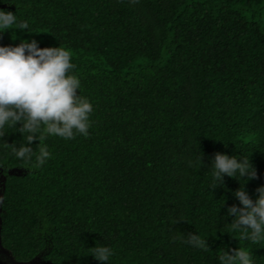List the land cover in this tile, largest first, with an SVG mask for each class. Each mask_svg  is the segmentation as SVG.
<instances>
[{
    "label": "trees",
    "instance_id": "16d2710c",
    "mask_svg": "<svg viewBox=\"0 0 264 264\" xmlns=\"http://www.w3.org/2000/svg\"><path fill=\"white\" fill-rule=\"evenodd\" d=\"M0 10L29 31L5 30L0 46L65 48L93 105L87 137L42 139L43 166L12 156L27 138L19 123L0 137V246L12 260L106 264L87 255L98 242L110 264H220L238 248L264 264V241L232 232L226 213L245 181L213 189L209 172L215 153L241 156L256 171L253 200L264 185V0H0ZM192 234L209 249L190 246Z\"/></svg>",
    "mask_w": 264,
    "mask_h": 264
},
{
    "label": "clouds",
    "instance_id": "9594fccd",
    "mask_svg": "<svg viewBox=\"0 0 264 264\" xmlns=\"http://www.w3.org/2000/svg\"><path fill=\"white\" fill-rule=\"evenodd\" d=\"M15 28L29 32L27 22L20 21L11 11L0 10V33ZM74 68L70 52L60 46L40 48L36 40L0 46V137L6 128H17V123L21 125L17 129L27 134L19 147L9 145L17 161L30 164L34 160L35 167L43 166L51 153L42 139L72 140L77 135H89L93 105L80 94L81 80ZM34 139L39 141L35 149L31 147ZM209 172L216 184L213 189L223 185L225 176L245 181L239 182L240 187L232 192L239 206L233 204L226 209L227 216L233 218L231 231L239 232L242 239L252 243L264 241V185L256 188L254 200L246 191L247 181L256 178L249 158L217 152L210 161ZM187 243L204 251L209 249L206 239L195 234L190 235ZM87 249V255L106 264L114 255L111 247L98 242ZM219 262L254 264L252 253L241 248L231 250V254L224 251Z\"/></svg>",
    "mask_w": 264,
    "mask_h": 264
},
{
    "label": "rangeland",
    "instance_id": "374dc122",
    "mask_svg": "<svg viewBox=\"0 0 264 264\" xmlns=\"http://www.w3.org/2000/svg\"><path fill=\"white\" fill-rule=\"evenodd\" d=\"M12 173H20L19 171H14ZM43 254L38 255L37 257H35L31 262L29 263H19L16 262L14 260H12V258L9 256V254L0 248V259H2L3 264H47L45 260H43L42 258Z\"/></svg>",
    "mask_w": 264,
    "mask_h": 264
},
{
    "label": "flooded vegetation",
    "instance_id": "af4514ba",
    "mask_svg": "<svg viewBox=\"0 0 264 264\" xmlns=\"http://www.w3.org/2000/svg\"><path fill=\"white\" fill-rule=\"evenodd\" d=\"M0 170H2L1 168H0ZM2 172H3V170H2ZM3 181H5V175H4V173L3 174H0V198H1V194H2V189H3ZM0 214H1V209H0ZM0 248L2 249V247L0 246Z\"/></svg>",
    "mask_w": 264,
    "mask_h": 264
},
{
    "label": "snow or ice",
    "instance_id": "6c2138e0",
    "mask_svg": "<svg viewBox=\"0 0 264 264\" xmlns=\"http://www.w3.org/2000/svg\"><path fill=\"white\" fill-rule=\"evenodd\" d=\"M0 264H3V261H2V259H0Z\"/></svg>",
    "mask_w": 264,
    "mask_h": 264
}]
</instances>
